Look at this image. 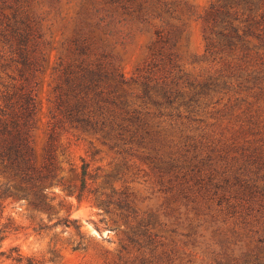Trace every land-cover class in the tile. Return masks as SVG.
Listing matches in <instances>:
<instances>
[{"label": "trees", "instance_id": "trees-1", "mask_svg": "<svg viewBox=\"0 0 264 264\" xmlns=\"http://www.w3.org/2000/svg\"><path fill=\"white\" fill-rule=\"evenodd\" d=\"M194 22L204 53L188 67L179 43ZM236 111L242 132L230 134L225 121ZM211 116L216 122L204 127ZM263 127L264 0H0V256L42 264L16 247L3 250L18 232L11 219L1 223L6 201L70 227L68 199L83 201L88 175L84 165L77 196L61 175L74 136L129 162L153 146L166 151L161 179L171 207L200 204L199 188L221 210L241 207L245 229L264 225V208L254 215L264 203V163L246 161L263 154L261 139H247ZM217 135L243 151L224 167L199 153ZM57 189L66 194L61 217ZM254 235L264 244V232Z\"/></svg>", "mask_w": 264, "mask_h": 264}, {"label": "rangeland", "instance_id": "rangeland-1", "mask_svg": "<svg viewBox=\"0 0 264 264\" xmlns=\"http://www.w3.org/2000/svg\"><path fill=\"white\" fill-rule=\"evenodd\" d=\"M192 2L204 5L206 0ZM144 42L145 38H140L132 48L131 61ZM179 47L188 65L196 64L204 53L201 25L192 23ZM131 70L129 62L126 72ZM233 104L239 106L235 101ZM236 113L233 117L227 115L225 121L230 123V134L242 132L237 119L240 112ZM215 122L211 116L209 123L202 125ZM247 139L252 142L261 139L263 154H254L246 161L264 163V132L252 131ZM71 145V155L62 164L61 175L76 196L83 191L84 165L88 175L83 201L68 199L73 204L70 227H52L57 218L51 222L46 216L34 218L27 202L6 201L1 223L11 219L18 232L9 235L3 250L16 247L24 257L42 264H264L262 238L254 235L256 231L264 232V225L253 223L245 229L241 207H235L234 212L221 210L219 201L208 204L199 188L200 204L181 201L171 207L169 186L161 179L166 170V151L159 153L153 146L143 150L146 155L138 154L134 162H129L123 154L111 151L93 138L74 136ZM233 146L228 136L222 144L217 135L210 144L201 146L199 153L205 162L224 167L243 152L241 146ZM252 152L255 153V147L246 155ZM56 192L61 197L56 203L61 217L66 206L60 203L66 194L60 189ZM256 207L254 215L264 208V203ZM0 264L15 263L0 256Z\"/></svg>", "mask_w": 264, "mask_h": 264}]
</instances>
